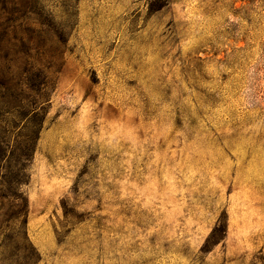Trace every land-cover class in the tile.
Here are the masks:
<instances>
[{
	"label": "rangeland",
	"instance_id": "374dc122",
	"mask_svg": "<svg viewBox=\"0 0 264 264\" xmlns=\"http://www.w3.org/2000/svg\"><path fill=\"white\" fill-rule=\"evenodd\" d=\"M0 264H264V0H0Z\"/></svg>",
	"mask_w": 264,
	"mask_h": 264
},
{
	"label": "trees",
	"instance_id": "16d2710c",
	"mask_svg": "<svg viewBox=\"0 0 264 264\" xmlns=\"http://www.w3.org/2000/svg\"><path fill=\"white\" fill-rule=\"evenodd\" d=\"M229 58V57H228Z\"/></svg>",
	"mask_w": 264,
	"mask_h": 264
}]
</instances>
